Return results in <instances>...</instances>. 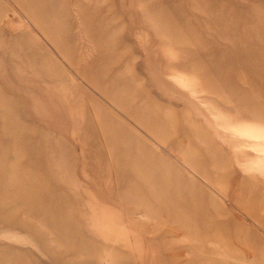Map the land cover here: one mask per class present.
I'll return each instance as SVG.
<instances>
[{"label": "rangeland", "instance_id": "1", "mask_svg": "<svg viewBox=\"0 0 264 264\" xmlns=\"http://www.w3.org/2000/svg\"><path fill=\"white\" fill-rule=\"evenodd\" d=\"M0 264H264V0H0Z\"/></svg>", "mask_w": 264, "mask_h": 264}]
</instances>
